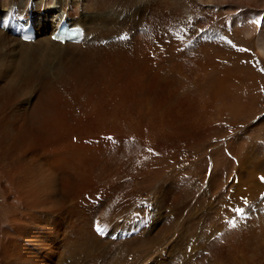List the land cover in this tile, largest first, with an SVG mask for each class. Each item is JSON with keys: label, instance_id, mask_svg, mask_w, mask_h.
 Segmentation results:
<instances>
[{"label": "bare ground", "instance_id": "1", "mask_svg": "<svg viewBox=\"0 0 264 264\" xmlns=\"http://www.w3.org/2000/svg\"><path fill=\"white\" fill-rule=\"evenodd\" d=\"M55 1L0 0V264H264V0Z\"/></svg>", "mask_w": 264, "mask_h": 264}, {"label": "rangeland", "instance_id": "2", "mask_svg": "<svg viewBox=\"0 0 264 264\" xmlns=\"http://www.w3.org/2000/svg\"><path fill=\"white\" fill-rule=\"evenodd\" d=\"M37 1V0H36ZM51 4H52V12H55L56 10H58V9H60L63 5H64V1H58V2H56L55 0H51V2H50ZM71 4H73V2H71ZM1 14H3V11H1ZM29 16V15H28ZM27 17V16H26ZM30 17V16H29ZM33 22H36V20L33 18V17H31L30 18ZM38 22H43V23H45L46 21H43V20H40V21H38ZM47 23V22H46ZM37 30V29H36ZM249 49H251L250 47H249ZM151 58H152V56H151ZM38 69H36L37 70V73L39 72V71H41V70H43L42 69V63H36V65H35ZM239 126V128L241 127V125H238ZM113 141V140H112ZM96 142V141H95ZM89 146V145H88ZM62 173V172H61ZM60 174V172L58 173V175ZM59 177H62V176H60L59 175ZM139 187L140 186H138V187H136L137 189H139ZM135 188V189H136ZM135 189H133V190H135ZM132 191V190H131ZM96 200H98V201H100L99 199H96ZM95 217H97V216H95ZM74 222V221H73ZM122 235H125V234H122ZM112 236V235H111ZM188 250H190V248H188L187 249V253L188 254H190V252H188ZM163 253V254H162ZM161 253V255H162V257H165V253L164 252H162ZM55 258H56V256H55Z\"/></svg>", "mask_w": 264, "mask_h": 264}, {"label": "snow or ice", "instance_id": "3", "mask_svg": "<svg viewBox=\"0 0 264 264\" xmlns=\"http://www.w3.org/2000/svg\"><path fill=\"white\" fill-rule=\"evenodd\" d=\"M253 23L257 27H259L260 24H261L260 21H253ZM123 38L124 37H121V39H123ZM239 50L240 51H247V49H239ZM261 71H264V69H262ZM108 139L111 140L112 138L111 137H108ZM261 181L264 182V177H261ZM261 198L264 199V196H262ZM242 199H244V198H242ZM244 204H245V206H247V204H248V201L246 199H244ZM231 211H233L236 215H238L240 217H244V215H245L244 208H233V209H231ZM229 223H230V225L232 227H235L236 226L234 221H231L230 220ZM96 230H97L98 233H102L103 232V229H101L99 226H97Z\"/></svg>", "mask_w": 264, "mask_h": 264}]
</instances>
